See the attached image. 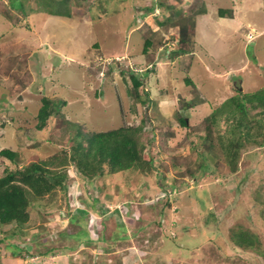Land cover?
Returning a JSON list of instances; mask_svg holds the SVG:
<instances>
[{
    "label": "rangeland",
    "instance_id": "rangeland-1",
    "mask_svg": "<svg viewBox=\"0 0 264 264\" xmlns=\"http://www.w3.org/2000/svg\"><path fill=\"white\" fill-rule=\"evenodd\" d=\"M10 2L0 0V150L10 147L19 158L15 163L0 154V175L69 146L74 122L94 131L144 123L153 131L147 151L157 169L82 181L69 166L66 191L34 198L29 223L10 241L32 255L13 256L2 240L0 264H264V145L246 143L233 170L209 119L226 101L219 116L233 111L228 99L237 89L264 87V0H205L208 12L196 19L192 54L172 59L163 41L172 49L177 41L170 36L179 27H150L155 17L143 13L153 0H71V17L38 8L27 19ZM221 7L233 12L221 16ZM147 36L156 42L153 66L143 53ZM153 67L141 88L146 102H139L129 93L130 71ZM187 75L197 87L186 83ZM42 96L66 104L38 129ZM204 151L208 166L200 167ZM165 194L171 202L159 224ZM95 196L92 209L87 202ZM212 211L220 216L226 249L219 230H211L217 219L206 227ZM83 224L100 238L70 235ZM237 228L254 232L261 252L235 246Z\"/></svg>",
    "mask_w": 264,
    "mask_h": 264
},
{
    "label": "trees",
    "instance_id": "trees-1",
    "mask_svg": "<svg viewBox=\"0 0 264 264\" xmlns=\"http://www.w3.org/2000/svg\"><path fill=\"white\" fill-rule=\"evenodd\" d=\"M70 1L35 0V7L37 8H34L32 0H11L10 6L14 10H20L25 19L30 16L34 9L38 8L49 14L71 17L72 12L68 9L71 4ZM170 1L153 0V4L145 5L143 13L146 16L154 15L155 25H149L155 31L161 26L179 27V34L170 36L172 41H177L172 49L169 50L167 40L163 41L165 45L164 55L168 53L167 50L169 51L168 59L192 54L196 44V19L198 15L208 12L205 0ZM232 12V8L221 7L219 9L221 16ZM158 41L161 42V40ZM155 44L156 42L152 36L145 37L143 53L147 55L152 66L155 64L156 52L154 50L151 51V47ZM154 70L153 67L151 69L147 68L145 73V70L130 71L132 87L129 93L137 101L146 102L141 93V88L145 86V76ZM185 81L187 84L196 86L190 75L185 77ZM146 93L148 94V92ZM228 101L231 102L230 104L233 107L231 113L219 116L221 112H224L223 107L227 103L226 101L219 106L218 110L215 109L209 114V119L217 130V138L221 143L224 155L228 159L227 162L234 170L237 167L240 151L246 143L253 142L257 145H264V87L252 92H244L241 89H237L236 93L231 95ZM41 102L42 104L37 113L38 129L47 127L63 114L62 106L66 104V100L63 98L58 99L48 96H42ZM223 119L227 122V127L222 131L219 125ZM179 120L184 126L189 124L187 118L183 115L179 116ZM74 123H76V131L69 137V140H71L69 146H64L53 154L39 160H32L20 167H5L3 174L0 175V241H8V247L13 256L24 257L25 255H32V252L27 248L20 247L10 241L17 232L29 223L31 219L29 208L34 198L44 197L58 188L66 191L70 167L77 171L82 181H92L98 177L114 175L130 169L138 170L143 174H148L157 169L154 157L147 151V143L152 141L153 131L149 133L145 129L144 123L141 122L137 125L124 124L102 131L89 130L85 123L82 122ZM199 138L204 140L205 136L200 135ZM204 152L200 153V167L208 166L205 163L209 153ZM0 154L15 163H17L19 158V152L10 147L2 148ZM93 200L87 202V205L92 209H96L99 196H95ZM160 201L164 203L159 209L160 218L157 220L159 224L162 223V215L166 207L164 205H169L171 202L170 195L165 194ZM212 216L217 219L215 222L212 220ZM81 220V218L76 216L71 217L72 222L78 221L81 224ZM212 221L215 227L214 229L211 228V230H219L220 233L218 232L217 237L221 236L219 237L221 240L217 239L221 241V247L226 249L227 241L223 233L221 234V228L218 227L219 222H221L220 216L218 217L213 211L211 216L208 213L205 214L207 228H209V224H212ZM9 224H13V228L9 232H4L3 228ZM80 230H85V235ZM80 230L77 233H70V235L78 236L80 239L84 236L88 242H93V239L100 238L91 236L90 229H85L84 224ZM101 237L104 238V236ZM231 239L235 242L234 245L241 250L247 251L253 248L261 252L260 248H258L259 238L251 230L234 229ZM105 243H107L106 240Z\"/></svg>",
    "mask_w": 264,
    "mask_h": 264
},
{
    "label": "built area",
    "instance_id": "built-area-1",
    "mask_svg": "<svg viewBox=\"0 0 264 264\" xmlns=\"http://www.w3.org/2000/svg\"><path fill=\"white\" fill-rule=\"evenodd\" d=\"M252 36V34L250 35V37Z\"/></svg>",
    "mask_w": 264,
    "mask_h": 264
},
{
    "label": "bare ground",
    "instance_id": "bare-ground-1",
    "mask_svg": "<svg viewBox=\"0 0 264 264\" xmlns=\"http://www.w3.org/2000/svg\"><path fill=\"white\" fill-rule=\"evenodd\" d=\"M82 134V133H81Z\"/></svg>",
    "mask_w": 264,
    "mask_h": 264
}]
</instances>
